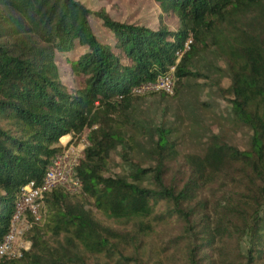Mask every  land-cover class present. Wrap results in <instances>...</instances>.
I'll return each mask as SVG.
<instances>
[{
  "label": "trees",
  "instance_id": "1",
  "mask_svg": "<svg viewBox=\"0 0 264 264\" xmlns=\"http://www.w3.org/2000/svg\"><path fill=\"white\" fill-rule=\"evenodd\" d=\"M152 1L175 19V29L120 23L78 0H0V241L19 189L40 183L53 156L85 131L88 143L74 169L79 193H46L42 220L24 236L28 249L0 264H88L95 256L137 264L124 248L137 254L151 222L173 219L181 221L182 244L174 254L179 264H264V0ZM252 14L257 23L235 29L238 36L222 56L231 120L250 132L246 149L212 136L200 152L181 155L176 132L159 123L148 136L149 164L132 161L127 128L133 102L175 98L185 80L199 77L192 62L218 48L224 23ZM90 21L100 24L111 44L94 35ZM188 35L172 94H130L133 85L166 73ZM76 47L83 51L65 61L71 75L82 78L72 90L59 79L56 56ZM235 54L240 59H227ZM63 136H69L64 147L58 143ZM117 147L125 177L106 176ZM170 164L177 180L168 177ZM208 205L216 208L215 218ZM86 206L120 230L103 226Z\"/></svg>",
  "mask_w": 264,
  "mask_h": 264
},
{
  "label": "rangeland",
  "instance_id": "2",
  "mask_svg": "<svg viewBox=\"0 0 264 264\" xmlns=\"http://www.w3.org/2000/svg\"><path fill=\"white\" fill-rule=\"evenodd\" d=\"M89 11L104 10L113 20L120 23L135 24L152 29L166 27L175 29V19L160 12L158 5L152 0H78ZM233 21L234 26H233ZM257 23L256 14L246 16L245 19L239 17L230 19L223 25L222 34L217 32L216 45L218 48L201 54L191 65V71L199 75L198 78L185 80L183 89L180 88L175 98H160L158 95L144 97L134 101L131 111L128 113L131 126L127 128L128 135L133 137L134 143L129 151V158L147 166L148 155L151 142L148 138L150 131L159 123L164 127H169L176 132V149L179 154L198 153L205 142L212 136H216L223 143L237 147L240 150L246 149L250 132L248 129L233 124L231 120V107L228 94L224 90L229 86V74L227 71V61L222 57L227 52L228 43L233 41L237 31L246 24ZM246 27H244L246 30ZM90 27L101 42L111 44L110 36L95 21H90ZM238 36V35H237ZM232 38V39H231ZM82 48L75 50L66 56H56L60 81L68 89H76L81 81V77L72 76L66 60H74L81 52ZM228 60L240 59L239 54L228 57ZM127 64V61H123ZM200 104H203L200 106ZM86 131L76 140L72 141L73 146L82 144L83 150L88 146L85 140ZM69 140V139H68ZM85 140V141H84ZM59 143V142H58ZM121 149L117 147L110 153L107 165L106 176L125 177L127 166L121 160ZM169 178L178 177L176 166L170 164ZM90 207L86 206V209ZM94 218L101 222L103 226L119 231L120 228L114 222L105 220L99 216L92 208ZM158 209V208H157ZM44 210L46 211L45 207ZM216 208L208 205L206 212L211 218H215ZM153 225L152 231L145 233L142 237V247L137 254L132 252L131 247L124 248V255L135 257L137 264H179L176 248L181 246L178 236L181 233V221L177 219L169 220L163 224ZM50 238V237H46ZM26 248L29 247L27 237ZM52 240V239H48ZM177 255V254H176ZM214 253L212 254V256ZM88 264H115L113 258L105 256L89 257Z\"/></svg>",
  "mask_w": 264,
  "mask_h": 264
},
{
  "label": "built area",
  "instance_id": "3",
  "mask_svg": "<svg viewBox=\"0 0 264 264\" xmlns=\"http://www.w3.org/2000/svg\"><path fill=\"white\" fill-rule=\"evenodd\" d=\"M190 43L191 36L188 35L182 46L173 53L174 62L168 67L166 73L157 76L152 81L133 85L129 89L130 94L134 96L153 93L171 95L176 81L175 67L180 58L189 50ZM83 147V142L77 146H66L60 153L53 156L40 183L29 182L19 189L14 199L8 230L0 241V261L2 259H19L22 252L27 250V242L23 239L31 225L42 220L46 193L55 188H60L68 194L79 193L80 183L75 176L74 169L82 156Z\"/></svg>",
  "mask_w": 264,
  "mask_h": 264
},
{
  "label": "crops",
  "instance_id": "4",
  "mask_svg": "<svg viewBox=\"0 0 264 264\" xmlns=\"http://www.w3.org/2000/svg\"><path fill=\"white\" fill-rule=\"evenodd\" d=\"M69 139V136H63L60 140H59V145L63 146Z\"/></svg>",
  "mask_w": 264,
  "mask_h": 264
}]
</instances>
